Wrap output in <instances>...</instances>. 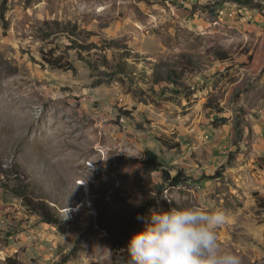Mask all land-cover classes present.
Segmentation results:
<instances>
[{
	"label": "rangeland",
	"instance_id": "1",
	"mask_svg": "<svg viewBox=\"0 0 264 264\" xmlns=\"http://www.w3.org/2000/svg\"><path fill=\"white\" fill-rule=\"evenodd\" d=\"M248 1L0 0V264H129L177 205L222 211L221 251L264 264V0Z\"/></svg>",
	"mask_w": 264,
	"mask_h": 264
},
{
	"label": "clouds",
	"instance_id": "2",
	"mask_svg": "<svg viewBox=\"0 0 264 264\" xmlns=\"http://www.w3.org/2000/svg\"><path fill=\"white\" fill-rule=\"evenodd\" d=\"M225 220L222 211L194 205L153 212L129 242V264H241L234 252L221 251L217 229Z\"/></svg>",
	"mask_w": 264,
	"mask_h": 264
},
{
	"label": "trees",
	"instance_id": "3",
	"mask_svg": "<svg viewBox=\"0 0 264 264\" xmlns=\"http://www.w3.org/2000/svg\"><path fill=\"white\" fill-rule=\"evenodd\" d=\"M239 3H241L243 6L247 7L249 6L248 0H237ZM1 18H5V11L1 12ZM7 23L4 24V28L6 29ZM83 48V47H79ZM53 52V51H51ZM221 60H227V55L225 53H220L219 55ZM44 60L51 66L52 69L57 70H72L73 72H76V68L67 60L66 57L63 55H59L57 57H48V55H44ZM166 63H164L163 66H165ZM162 66V65H161ZM156 81L158 82H168L173 84L174 86H180L181 83V77L175 70H168L166 73V77L163 76V73L158 71V67L156 68ZM245 114L242 111L239 114V119L244 120ZM179 146V145H177ZM145 156L147 158V165H149L153 170H161L162 172V180L164 184H168L170 186H179L185 179L184 172L180 171L175 176H173L170 171L167 169H164L162 167V164L159 160V155L157 152L153 150H147L145 152ZM162 168V169H160ZM206 178H212V177H206ZM13 192H15L19 197L22 198L24 206L29 209L32 213L38 215L42 218V221L47 224H54V225H61L62 224V218L60 217V214L54 210V208L47 203L44 200L35 199L32 196H30L27 193V189L25 187H18V189H13Z\"/></svg>",
	"mask_w": 264,
	"mask_h": 264
}]
</instances>
